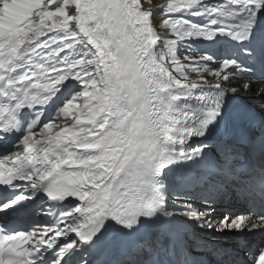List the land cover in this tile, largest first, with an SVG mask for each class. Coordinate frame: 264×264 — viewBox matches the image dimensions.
Here are the masks:
<instances>
[{
  "label": "snow or ice",
  "instance_id": "1",
  "mask_svg": "<svg viewBox=\"0 0 264 264\" xmlns=\"http://www.w3.org/2000/svg\"><path fill=\"white\" fill-rule=\"evenodd\" d=\"M144 2L0 0V21L23 30L0 48V264H198L189 259L192 223L264 233V213L214 215L229 185H239L210 153L225 161L234 154L222 105L254 90L251 67L181 51L186 39L227 34L264 66V0H165L155 11ZM152 56L164 57L161 85L184 84L189 68L204 69L203 78L157 96ZM205 90L197 109L180 106ZM255 91L264 97V87ZM194 171L211 188L199 205L173 193ZM212 177L223 182L211 185ZM109 218L127 234L106 238ZM15 240L22 247H10ZM236 264H264V240Z\"/></svg>",
  "mask_w": 264,
  "mask_h": 264
},
{
  "label": "bare ground",
  "instance_id": "2",
  "mask_svg": "<svg viewBox=\"0 0 264 264\" xmlns=\"http://www.w3.org/2000/svg\"><path fill=\"white\" fill-rule=\"evenodd\" d=\"M218 2H219V0H205V3H207L209 5H214ZM164 3H165V1H162V0H145L144 7L146 9H152L153 11H155V9L159 8V6L164 4ZM17 17H18V19L16 22L20 23L23 20V18L19 14H17ZM160 19H161L160 16H154L155 21H159ZM185 19L189 22L192 21V22L198 24V26L203 25V18L202 17L186 16ZM19 34L20 33H18V29L15 27V25H6L2 21H0V48H2L8 42V40L15 38ZM6 37H7V39H6ZM186 40H190V41H193L195 43L205 42V43H208L212 46H214V43H216L217 45L223 44V45H225L226 48L228 47V48L232 49L231 58L236 60L242 67H245V61H246L247 57L243 54V52L239 48V46H234L236 41L232 40L227 34H225L223 36H217L211 41L204 39L203 37H192V38H189ZM155 47H156L155 43H152L151 45H149L148 52H146L145 55H148V53L151 52L153 49H155ZM215 50H216V48H215ZM150 60H151V64L148 66V69H147L149 72V77H150L149 83L155 85V87H153L152 91L155 92V94L157 96H159L160 94L167 92L169 90L166 88L165 85L163 87H160L158 81L155 80V77L161 74L159 70L162 67H164V61L161 59V57H160L159 61H156L154 56L150 57ZM214 61H215V59H214ZM163 75H164V77L171 76V73L164 72ZM179 85H184V84H179ZM252 92L253 91H249V92H247L246 95L251 97V99L254 100L255 102H257V104L264 107V97H261L257 94L252 95ZM243 94H244V92H242V95Z\"/></svg>",
  "mask_w": 264,
  "mask_h": 264
},
{
  "label": "rangeland",
  "instance_id": "3",
  "mask_svg": "<svg viewBox=\"0 0 264 264\" xmlns=\"http://www.w3.org/2000/svg\"><path fill=\"white\" fill-rule=\"evenodd\" d=\"M162 1H165V0H162ZM190 23H193V22L190 21ZM183 46L184 47L181 49L182 52L186 51V52H188L193 57L198 56L197 55L198 53L196 54V53L193 52V49L194 48L192 47V45L190 44V42H187L186 40H184L183 41ZM161 59H164V57L161 56ZM181 60L183 61V57H181ZM174 71H175V69H174ZM193 72H195V73H193ZM188 73H189L188 75L184 76L186 79H193V77H194L197 81H199V80H201L203 78L204 69L189 68L188 69ZM207 79L212 80L214 78L211 77V76H207Z\"/></svg>",
  "mask_w": 264,
  "mask_h": 264
}]
</instances>
